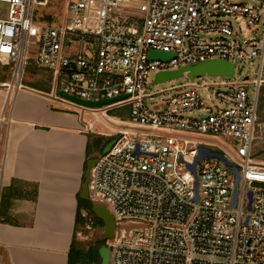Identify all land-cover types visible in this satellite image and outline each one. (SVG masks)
I'll return each instance as SVG.
<instances>
[{
	"label": "built area",
	"instance_id": "2783aa9c",
	"mask_svg": "<svg viewBox=\"0 0 264 264\" xmlns=\"http://www.w3.org/2000/svg\"><path fill=\"white\" fill-rule=\"evenodd\" d=\"M48 2L0 0V66L11 72L5 88L9 94L24 89L32 48L34 66L55 79L47 98L74 108L83 132L93 133L90 114L126 111L128 121L120 123L127 128L96 158L87 183L88 202L113 219V236L104 241L108 264H264V166L252 156L264 85V0H67L65 26H35L33 8ZM67 37L94 41L93 62L81 51L66 56ZM149 51L173 58L150 61ZM248 60L259 62L251 98L243 85L222 81L228 89L214 94L221 108L209 112L194 79L158 109L144 103L152 74L206 61L235 69L236 61ZM60 93L87 102L124 98L87 109ZM194 112L200 114L187 116ZM199 147L238 170L234 208L233 176L215 158L197 162L193 202L187 166ZM81 216L89 223L84 229L95 231L87 214Z\"/></svg>",
	"mask_w": 264,
	"mask_h": 264
},
{
	"label": "crops",
	"instance_id": "0c3cea01",
	"mask_svg": "<svg viewBox=\"0 0 264 264\" xmlns=\"http://www.w3.org/2000/svg\"><path fill=\"white\" fill-rule=\"evenodd\" d=\"M29 66L23 90L9 94L0 78V264H100L103 240L85 247L78 237L86 165L99 153Z\"/></svg>",
	"mask_w": 264,
	"mask_h": 264
},
{
	"label": "rangeland",
	"instance_id": "374dc122",
	"mask_svg": "<svg viewBox=\"0 0 264 264\" xmlns=\"http://www.w3.org/2000/svg\"><path fill=\"white\" fill-rule=\"evenodd\" d=\"M67 0H49L48 4L44 7H37L33 8V16L32 22L35 26L38 27H51V28H60L65 26V4ZM5 8L3 5L0 4V14L4 13ZM208 38V37H204ZM64 50L65 54L68 57H73L74 55L78 54L81 51V55L84 56L90 63L93 62L95 53H96V46L94 41L90 39H85V41L81 44L80 41L67 37L64 40ZM34 51L31 48L28 51V58L30 59V65L34 66L33 59H34ZM258 60H248L246 62H235V73L233 76L229 78H208L204 77L200 80L196 81L198 86L201 99L203 101V109L208 110L209 112H214L217 109H220L221 106L217 102L214 97L216 92H224L228 88L220 86L222 81H226L232 83L234 85H243L249 97L251 98L252 93L254 92V87L252 85L253 81L256 79L258 74ZM30 67V66H29ZM241 69V74L238 75L237 72ZM35 74H38L40 79L46 80L48 83H53V87L55 79L54 77L46 71H42L39 69L34 70ZM29 73L26 71L23 74V84L29 80L28 77ZM0 78L1 80L5 81L6 83L11 82V72L8 67H1L0 66ZM154 74H152L149 78L147 83V93L148 97L144 99V103L149 106L150 109H158L161 107L165 102L171 99L173 96L177 94L178 91L184 90L187 87L188 80L183 78L173 79L170 81H166L161 84H153ZM264 80V77H262ZM45 81V82H46ZM259 95V111L257 116V123H256V138L252 148V156L255 162H258L264 166V85H262L258 91ZM157 104V105H156ZM154 105V106H151ZM119 111V112H118ZM116 112L119 117L121 118H113ZM200 113L194 112L190 115H187L190 118H194L198 116ZM86 119L90 120V125L92 126L91 130L93 133L89 134L93 137H101L103 140V144L114 139V134L118 130H125L127 127L120 122H127V113L125 110H112L106 114L96 113L95 115H88ZM102 134V135H100ZM105 135L113 136L112 138H107ZM101 155V154H100ZM99 154H97V157ZM245 212V210H244ZM87 217L92 221V225L90 227L96 229L94 231V235H92L84 229L86 225H89L87 219H84L83 222V231H81V235L78 237L80 238V242L83 246L88 247L89 244L95 242L97 240L102 239V226L97 223L93 216L86 212ZM131 227H123V229L128 230ZM77 237V238H78Z\"/></svg>",
	"mask_w": 264,
	"mask_h": 264
},
{
	"label": "water",
	"instance_id": "95a60500",
	"mask_svg": "<svg viewBox=\"0 0 264 264\" xmlns=\"http://www.w3.org/2000/svg\"><path fill=\"white\" fill-rule=\"evenodd\" d=\"M147 58L150 61H169L173 58V55H169L166 53L158 52V51H149L147 54ZM235 73L234 65L229 62L224 61H206L202 63H195L187 65L183 68H180L174 72H166V73H159L153 79V84H161L166 81H170L173 79L183 78L185 77L188 81H193L194 79H201L204 77L208 78H229L233 76ZM238 75L241 74V69L237 72ZM60 95L69 101L71 104L87 108V109H100L106 105L114 103L123 99L124 97H118L111 100L99 101V102H87L82 101L78 98L68 96L65 94L60 93ZM115 140L110 141L101 152V155H105L114 144ZM203 158H215L219 160L224 166H226L232 176H233V183H232V197H231V208H234L236 205V199L238 195L237 185L239 183V173L238 170L232 166L230 163L227 162L225 158H223L219 154H212L202 147L198 148V154L194 159V163L192 165H188L187 169L193 176L195 185H194V199L193 202H197V176L195 167L199 160ZM96 159L91 160L86 165V171L84 174V182L82 186V192L80 194V199L87 202V183L89 177V171L92 166L95 164ZM251 192L247 194V211L250 210L251 206ZM91 214L94 216L102 224V239L103 241L109 240L113 236V219L108 211L103 208L102 206L91 205ZM247 218L245 219L244 224H246ZM98 256L100 258V264H108V250L105 245H102L98 250Z\"/></svg>",
	"mask_w": 264,
	"mask_h": 264
},
{
	"label": "trees",
	"instance_id": "16d2710c",
	"mask_svg": "<svg viewBox=\"0 0 264 264\" xmlns=\"http://www.w3.org/2000/svg\"><path fill=\"white\" fill-rule=\"evenodd\" d=\"M258 111H259V106H258ZM113 116L117 117L118 116L117 112H116V115L114 114ZM257 116H258V113H257ZM89 137H90L89 140L91 141L90 147L99 154H101L104 147L111 141V139H110L109 142H107L106 144H103V142H102L103 139L101 137H93L91 135H89ZM88 153H89V149H87V154ZM84 206H85V209L89 212V214L92 215L91 214V204L87 201V202H84ZM93 219L102 226L101 222H99L97 219H95L94 216H93ZM102 245H104V241L102 242ZM95 255L97 256V250H95Z\"/></svg>",
	"mask_w": 264,
	"mask_h": 264
}]
</instances>
